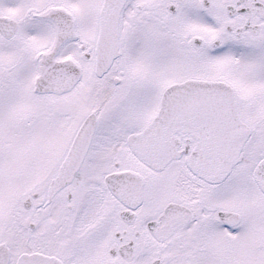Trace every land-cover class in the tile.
Returning a JSON list of instances; mask_svg holds the SVG:
<instances>
[{
    "label": "snow or ice",
    "instance_id": "6c2138e0",
    "mask_svg": "<svg viewBox=\"0 0 264 264\" xmlns=\"http://www.w3.org/2000/svg\"><path fill=\"white\" fill-rule=\"evenodd\" d=\"M0 264H264V0H0Z\"/></svg>",
    "mask_w": 264,
    "mask_h": 264
}]
</instances>
